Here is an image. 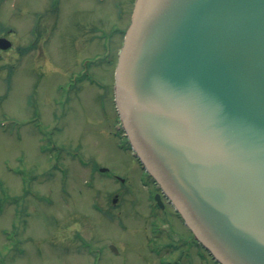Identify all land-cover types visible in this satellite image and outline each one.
Segmentation results:
<instances>
[{"label":"rangeland","instance_id":"obj_1","mask_svg":"<svg viewBox=\"0 0 264 264\" xmlns=\"http://www.w3.org/2000/svg\"><path fill=\"white\" fill-rule=\"evenodd\" d=\"M131 2L60 0L54 29L44 12L33 35L42 0H0L12 42L0 51V264H215L184 245L173 209L151 208L118 127L114 65ZM50 142L56 153L42 151Z\"/></svg>","mask_w":264,"mask_h":264},{"label":"water","instance_id":"obj_2","mask_svg":"<svg viewBox=\"0 0 264 264\" xmlns=\"http://www.w3.org/2000/svg\"><path fill=\"white\" fill-rule=\"evenodd\" d=\"M113 91L194 239L218 264H264V0H135Z\"/></svg>","mask_w":264,"mask_h":264},{"label":"flooded vegetation","instance_id":"obj_3","mask_svg":"<svg viewBox=\"0 0 264 264\" xmlns=\"http://www.w3.org/2000/svg\"><path fill=\"white\" fill-rule=\"evenodd\" d=\"M59 1L60 0H42L43 4H45V5L42 4V5H39V7L37 6L34 11H30V9L26 8L32 13L33 16H35V19L33 20L34 25L31 27L33 35L35 34L36 30L39 28V23H40V28H42L41 24L43 26H45L42 29L46 28L48 23H49L47 21L41 22V20H40L41 18H45L46 17V16H42V13H44V12L45 13H49V18L53 15L52 13H54L53 16L55 18H53V20H52L53 24H52L51 27H49V29L55 27L56 23L58 22V15H59V13H61L60 12L61 10L59 8ZM49 29H47V31ZM36 37L39 38V36H36ZM43 41H45V39H43ZM26 121H27V123H25V126L32 125L34 127V130L40 133V131H39V124L40 123L35 121V118H29V119H26ZM58 149L59 148H58V146L56 145L55 142L54 143L50 142L47 148H42V151H44V152L45 151H48V152H53L54 151L56 153ZM150 184L152 185V187L154 189V197H152L151 202H150L151 208L155 209L156 211H158L159 209H163V210H165L167 208L171 209L169 203L167 202V200L164 197H162V195L158 194L157 187H155L156 185L154 183H152V182ZM156 196H158V198L161 200V203H160L161 206L160 207L155 202V197ZM174 214H175V217H177L176 213H174ZM189 235H191V233L187 234V236H189ZM181 239L184 241V243H187V242L191 241V243H193V245H191L190 247L194 246L195 248H197L200 251L204 250V249L201 248V246L198 243H196L193 240L192 236H191V240L189 239V237L188 238H181ZM190 244H188V245H190ZM184 245L186 246L187 244H184Z\"/></svg>","mask_w":264,"mask_h":264}]
</instances>
